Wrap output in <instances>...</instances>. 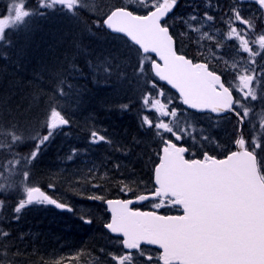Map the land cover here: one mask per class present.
I'll use <instances>...</instances> for the list:
<instances>
[{
	"label": "snow or ice",
	"instance_id": "obj_1",
	"mask_svg": "<svg viewBox=\"0 0 264 264\" xmlns=\"http://www.w3.org/2000/svg\"><path fill=\"white\" fill-rule=\"evenodd\" d=\"M39 2L41 8L55 10L59 6L69 15L77 14L82 6L81 0ZM238 2L255 4L259 15L245 18L240 10L232 7L224 20L230 29L227 39L239 41V50L248 54L250 64H256L257 56L264 58V23H260L264 21V0ZM143 3L145 15H134L123 6L113 5L99 17L102 22H98L97 27L126 37L137 56L142 50V59L136 66L141 73L147 71L149 54L154 53L162 64L152 58L151 72L159 81H166L175 89L180 104L186 109L215 114L217 118L230 113L235 118L232 138L236 150L224 158L208 152H204L202 159L186 158L189 148L180 146L186 138V130L179 126L174 128L165 119L177 117L181 111L174 98L169 97L167 102L145 99L144 112L154 109L158 116L150 118L144 114L139 126L162 143V155L154 168L152 188L136 195L135 200L106 199L99 193L87 197L105 204L111 214L110 222L104 227L116 235L118 247L115 252L108 253L107 264H264V157L260 156L264 152V135L259 139L254 135L257 127L264 129V119L257 121L247 135L245 133L246 126L254 119L251 101H264V71L255 76L247 74L249 70L255 72V68H246L244 74H240L238 66L233 65L232 83L236 80L239 83L238 88H233L224 72L210 70L207 63H193L174 49L167 17L178 7V0H163V3L143 0ZM32 15L34 12L28 8L27 0H13L9 13L0 16V40L8 30L25 26ZM196 15L194 12L192 18L195 19ZM204 15L207 21L215 19L208 12ZM236 24L243 27L238 30ZM249 33H257L254 40L247 38ZM204 35L212 39L208 33ZM256 46L259 52L255 50ZM260 67L264 69V65ZM257 81L260 88L254 90ZM156 87L153 80L151 88ZM149 103L152 108L147 107ZM128 107L124 105L123 109ZM45 123L47 133H37L32 138L35 148L28 156H13L7 163L0 162V180L6 181L0 183V192L15 189L20 193L13 209L14 220L19 219L22 209L27 206L47 204L58 209L67 208L64 203L46 195L40 187L30 186L28 168L55 131L67 127L70 122L53 106ZM0 138L6 140L7 152L11 154L22 136L16 127L3 125L0 126ZM89 143L110 144L111 141L97 131H91ZM4 150L5 145L0 144V151ZM75 154L76 149H73ZM21 166H27L22 171V179ZM92 187L98 188L99 185L93 183ZM120 190L126 192V187ZM145 201H151L152 211L130 208L133 203ZM3 203L0 201V205ZM162 208L182 214H159ZM206 215L213 217L215 222L202 225L201 219ZM82 219L84 223H92L90 219ZM9 236V232L0 229V240H7ZM148 246H156L159 255H153Z\"/></svg>",
	"mask_w": 264,
	"mask_h": 264
},
{
	"label": "trees",
	"instance_id": "obj_2",
	"mask_svg": "<svg viewBox=\"0 0 264 264\" xmlns=\"http://www.w3.org/2000/svg\"><path fill=\"white\" fill-rule=\"evenodd\" d=\"M46 2L50 1L46 0ZM203 2L209 14L215 17L207 24L219 28L217 32L210 28L214 32L212 39L209 40L208 37L199 33L193 34V29L199 30L206 25L200 18L194 25H188L187 28V21L191 20V15L187 10L181 9L179 20H175L174 16L168 23L174 38L180 40L175 28L181 29L183 31L181 34L185 36L184 45L188 47V53H193L202 60H211L208 62L214 70L230 69L235 59L240 58L244 61V67L255 68L257 75L264 71L260 67L264 65V58L257 56V63L250 64L251 58L238 48L239 41L227 39V32L230 29L224 20L236 1L203 0ZM11 3L13 0H0V16L9 13ZM27 3L35 10L36 19H27L25 26L21 27L19 32L22 33L20 39L12 40L9 44H0V126L12 125L22 136L21 142L11 154L7 152L6 140L0 138V144L5 145V150L0 151V162L7 163L13 156L23 158L30 153V147H35L32 138L37 133L46 134V116L50 115L51 107L54 106L63 116L69 118L74 126L71 129L62 130L61 136L55 138L45 148L43 155L28 168L33 182L44 186L43 188L55 197L66 198L69 202H73V199H87L85 201L87 204L90 203L87 197L95 193L105 198L118 196L125 183L128 186L137 183L143 186L150 179V167L154 156L152 151L157 142L152 139L150 141L151 133L139 126L140 108L145 113L143 101L148 94H153L160 84L156 82L157 87L152 89L151 81L143 82L138 76V72H141L136 66L140 60L134 52L135 49L130 48V44L125 40H122L120 46L116 45L104 29L97 27V23L101 22L99 17L113 5L119 6L120 0H99L96 6L91 8V13L79 11L71 17H64L56 13V10L41 8L39 0H27ZM198 6L201 7V5ZM238 9L245 18L246 14L259 15L252 6H243ZM194 11L199 13L196 7ZM42 15L46 17L43 18ZM232 15L234 18V13ZM262 22L264 21L260 23ZM234 26L238 30L243 27L239 24ZM11 31L14 32V30ZM54 31L56 33L59 31L61 35L54 37L52 35ZM256 34L249 33L247 38L254 40ZM61 48L64 49V53L61 52ZM179 49L187 53L184 48ZM255 50L260 51L258 46ZM214 53L218 54L214 55ZM111 56L114 61L110 59ZM217 59H223L225 62L216 64ZM89 63H92L96 70H100L106 64H109L112 70L115 69L114 72L118 69L122 70L123 80L121 78L123 74L120 73L118 77L120 76L121 80L117 85L120 91L115 96L104 92L106 89L103 87H94L92 84L80 85V88L68 86L69 83L65 82V80L68 81L67 74L75 69L88 73L87 64ZM104 71L106 72V66ZM128 74H130V80H124ZM141 74L146 78L150 77V73H146L147 76L145 72ZM174 101L176 106H180L177 98H174ZM251 104L254 107V119L245 128L246 135L257 121L264 119V105L255 102ZM124 105L129 106L127 110L123 109ZM76 119L79 121L75 122ZM101 124L105 126L104 132L108 131L107 134L117 149V151L114 150L111 145L112 152L120 155L116 159L117 163L120 166L128 163L127 167L117 169L115 166L117 163L115 160L112 163L110 156L103 153L98 158L93 152L90 165L87 164L80 170L74 171L76 173L62 174L60 161L66 168L81 157L88 156L89 151H99L95 150L94 146L88 145V140L90 132L97 126L101 127ZM234 124L235 120H232L231 129L234 128ZM208 131L212 132V130ZM254 135L259 139L261 135H264V129L257 127ZM73 149H76L75 155H73ZM261 153V157H264V152ZM106 164L109 165L107 178H102L101 173L106 170L104 168ZM24 167L27 166H21L20 169L21 179ZM123 172L127 175H123ZM5 182L0 180V183ZM93 183L99 187L93 188ZM130 187L132 188L126 189L134 192L135 188ZM15 192V189L0 192V195L4 194L2 198H9L7 203L8 207H11L7 214L0 213V229L10 233L7 240H0L1 263L58 264L61 262L62 264L71 257L70 255L74 258L83 252L86 253L85 255L98 253L109 242V237L102 228L104 221L102 213L98 210L100 201L91 200L96 208L87 206L81 211L83 218L92 221L89 225H86L82 218L78 219L79 216L76 215L71 217L67 213L59 214L53 210L35 208L21 211L19 219L14 220L12 206L15 202L13 199ZM64 255L69 257L63 258Z\"/></svg>",
	"mask_w": 264,
	"mask_h": 264
},
{
	"label": "rangeland",
	"instance_id": "obj_3",
	"mask_svg": "<svg viewBox=\"0 0 264 264\" xmlns=\"http://www.w3.org/2000/svg\"><path fill=\"white\" fill-rule=\"evenodd\" d=\"M128 1H130V2H135V3H127V4H129V5H135L136 7H138L139 6V4H144L143 3V0H128ZM139 2V3H138ZM152 2L153 3H155V0H152ZM253 10V9H252ZM135 13H138V14H144V11L143 10H140V11H135ZM251 16V14H246V18H248V17H250ZM50 32H51V30H50ZM52 34V33H51ZM52 35H54V37L56 36L57 37V35L58 36H60L61 35V33L58 31L57 33H56V31H54L53 32V34ZM53 41L54 42H56V40L53 38ZM61 52H63L64 53V49L63 48H61ZM86 61H88V58L86 57ZM117 79H118V84L120 83V80H121V78L120 77H116ZM73 79L74 80H76L77 79V75L75 74L74 76H73ZM123 80V79H122ZM236 87L238 88L239 87V83L237 82L236 83ZM120 91V89L119 88H117V87H114V89L112 90V91H110L109 89L108 90H104V92H106V93H108V94H110L111 95V92H112V94H114V96L118 93ZM77 121H79V119H76L75 120V122H77ZM203 121H207L208 122V124H210V123H214V122H216V123H218L219 124V127H218V130H217V132L216 133H214L213 134V136H212V140H210V137L211 136H205V135H200V133L197 131V132H195L194 134H187L186 135V137H188V138H192L194 141H197V142H199V143H201V144H203V145H210L211 143H212V141H213V139L215 138V136H217V137H219V142L221 143V144H225L226 142H227V140L229 139V137H230V134H229V131H230V125H231V122H230V120L229 119H224V120H213L211 117H207V118H204L203 119ZM99 124V123H98ZM97 124V125H98ZM203 137H207V139H203ZM81 163V162H80ZM98 163H100V162H98ZM116 163H117V161H116ZM118 164V166H120L119 165V163H117ZM126 164H128V163H125L124 165H122V166H120V169L121 168H126L127 166H126ZM105 167V166H104ZM107 167V166H106ZM105 167V168H106ZM71 168V166H69V167H67L66 168V171L67 172H69V169ZM81 168V166H78V168H76V170H78V169H80ZM71 173V172H70ZM123 175H127L126 174V172H123L122 173ZM103 175L104 176H106V173H103ZM136 182H134V184H135ZM134 186H136V187H138V186H140L139 185V183H137V184H135ZM67 257H69L68 255H64L63 256V258H67ZM58 264H61V262H58Z\"/></svg>",
	"mask_w": 264,
	"mask_h": 264
},
{
	"label": "water",
	"instance_id": "obj_4",
	"mask_svg": "<svg viewBox=\"0 0 264 264\" xmlns=\"http://www.w3.org/2000/svg\"><path fill=\"white\" fill-rule=\"evenodd\" d=\"M151 54H153V55H155L154 53H151ZM158 58V57H157ZM159 59V58H158ZM162 62V61H161ZM163 82H165V83H167L166 81H163ZM170 86V85H169ZM171 87V86H170ZM175 90V89H174ZM215 222V220H214V218L213 217H210V216H204V217H202V219H201V224L202 225H210V224H212V223H214ZM154 247H156V246H154Z\"/></svg>",
	"mask_w": 264,
	"mask_h": 264
},
{
	"label": "bare ground",
	"instance_id": "obj_5",
	"mask_svg": "<svg viewBox=\"0 0 264 264\" xmlns=\"http://www.w3.org/2000/svg\"><path fill=\"white\" fill-rule=\"evenodd\" d=\"M76 26V25H75ZM70 28V27H69ZM65 29V28H64ZM77 29V28H76ZM65 32V31H64ZM67 33V32H66ZM64 36H66V35H64ZM100 53V52H99ZM102 57V56H101ZM102 62H104V60L102 61ZM102 64V63H101ZM62 68V67H61ZM14 72V71H13ZM19 72V71H18ZM53 76V75H52ZM55 76H56V74H55ZM18 78V77H17ZM55 78V77H54ZM55 80V79H54ZM130 80V79H129ZM128 81V80H127ZM22 83V82H21ZM21 85V84H20ZM23 85V84H22ZM27 85V84H26ZM18 87V86H17ZM22 87V86H21ZM31 89V88H30ZM138 92V91H137ZM23 93V92H22ZM136 93V92H135ZM30 95V94H29ZM134 96V95H133ZM32 99V98H31ZM29 107V106H28ZM27 110V109H26ZM116 110V109H115ZM28 111V110H27ZM30 111V110H29ZM28 113V112H27ZM26 113V114H27ZM30 115V114H29ZM28 119V118H27ZM41 119V118H40ZM23 121H24V119H23ZM109 121V120H108ZM26 122V121H25ZM40 124V123H39ZM30 134H31V132H30ZM27 135H28V133H27ZM29 136V135H28ZM32 136V135H31ZM59 142V141H58ZM28 145V144H27ZM29 147V146H28ZM27 150V149H26ZM54 151V150H53ZM55 154V153H54ZM53 155V154H52ZM52 157V156H51ZM145 180V179H144ZM57 219V218H56ZM101 230V229H100ZM105 234V233H104ZM99 236V235H98ZM97 237V236H96ZM103 239V238H102ZM103 244H105V242L103 243ZM97 245H98V243H97ZM100 249V248H99Z\"/></svg>",
	"mask_w": 264,
	"mask_h": 264
}]
</instances>
